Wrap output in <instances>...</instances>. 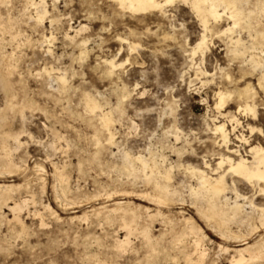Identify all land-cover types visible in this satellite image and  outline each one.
Returning <instances> with one entry per match:
<instances>
[{"label":"rangeland","instance_id":"374dc122","mask_svg":"<svg viewBox=\"0 0 264 264\" xmlns=\"http://www.w3.org/2000/svg\"><path fill=\"white\" fill-rule=\"evenodd\" d=\"M25 1L7 0L5 8L4 6L0 8L4 24L9 23L10 20L13 23L12 27L7 28L8 32L0 30V66L8 67L3 61L4 56L13 57L16 61L9 64L14 73L7 78L10 83L7 92L3 82L0 81V111H5V106L13 103L18 105L17 107H23L24 116L22 120L17 112L9 110L4 115L8 126L3 129L26 132L21 139L24 145L16 153H12V161L19 168L9 174L4 171L2 145L5 142L10 149L14 146L11 141L3 137L0 130V184L20 186L12 193L14 200L27 198L28 192L34 194L36 202H40H37L36 208L29 206L30 213L34 209L41 210V204H49L58 217L46 215L44 221L48 226L40 228L39 220L31 215L29 217L24 211L21 219L27 228V233L22 236L19 226L11 221L12 214L0 203V264H137L129 255L124 260L113 250V240L117 237L123 238L124 234L119 230L117 222L108 224L104 217L109 215L107 210L115 207L114 204L118 201L133 203L134 207L146 206L153 213L160 211L162 215L149 220L142 209L138 211L142 225L152 222L151 237L154 240L152 247L159 248L157 252L155 251V256L152 253L154 258L149 255L147 257L150 248L142 241L135 240L134 250L138 252L140 264H176L177 262V264H185L184 253L179 254L177 262L169 259L178 249L183 252L191 249L190 239L185 238L188 237L186 235L189 229L188 219H193V226L201 229L206 236L204 248L207 250V264H231L230 254L221 253L219 246L234 249L242 247L244 243L250 245L255 242L262 243L264 229L255 216L251 218L241 216L240 221L226 222L221 226L218 220L212 217V213L206 212V199L198 201L192 199L187 191L188 186L190 184L196 186V182L194 179L191 180L185 167L191 165L202 168V163L206 160L214 167L217 154L222 153L216 145H212L215 138L210 132L213 126L212 119L216 115L214 95L218 87L229 92L234 91L228 103V110L235 113L239 104V93L251 83L256 92L254 102L256 101L258 115L255 120L250 115L237 116L245 130L247 125L261 129L262 135L255 132L251 140L258 138L264 141V88L258 87L260 75L249 65L246 66L240 57L228 53L226 40L219 34L228 26L226 18H222L223 21L221 20L208 37L209 51L205 57L204 67L210 74H214V83L202 87L199 82H195L189 86L194 72L190 69L188 54L202 32L195 17L187 8L169 7L166 17L158 14L134 17L120 13L107 0H58L54 12L52 0H47L51 14L62 15L65 19L60 26L61 30L55 31L48 21L43 28L33 29L32 22L28 18L35 16L34 11L32 8L23 11ZM257 1L251 0L247 6L252 8ZM79 23L88 27L84 36L90 39L89 53L83 61L79 59V51L73 46L66 45L63 39L64 31H68L71 25L78 26ZM51 34L54 40L50 44L43 43L42 36L49 38ZM16 35V40L12 42V36ZM241 36L244 40H248L245 31H242ZM120 37L136 43L138 49L130 53L127 45L124 46L118 40ZM186 41L188 44H185ZM258 41L264 43V37H259ZM49 48L52 55L47 54ZM114 56H117L119 62H124L126 59H130V62L117 70L112 78H108L109 76L104 74L103 68L98 63L100 59ZM199 59L197 55L195 61L199 63ZM45 65L48 68L54 66L55 72L58 68L70 70L68 85L72 89L66 96L59 97L53 94L49 85L42 83V80L36 76ZM219 68H223L225 72L220 74ZM226 74L232 78H226ZM136 85L139 87L134 91ZM121 88L129 91L131 97L119 106L120 110H117L119 113H116L117 122L114 125L117 132L116 142L119 149H125L134 156L146 155L147 149L151 147L167 158L165 163L167 169L171 164L176 168L172 172L173 181L171 180L169 185V189L176 192V197L166 198L168 202L165 203L166 206L154 208L140 201L138 195L145 193L153 195V181L148 184L142 173L121 167L120 157L112 156V153H117L118 147L110 149L106 147L105 133L99 127L98 120L85 113L80 102L82 99L80 92L85 91L98 100L101 99L100 103L104 108L107 109L110 105L116 108L123 97L124 91ZM143 92L145 94L140 98ZM130 120L138 126L136 132L129 130ZM241 131L244 130L237 129V132ZM247 132L246 130L243 134L250 137ZM28 133L32 138L26 136ZM56 133L65 140L55 139ZM176 135L181 138L179 143L175 141ZM233 143L238 145L234 140ZM52 144L57 145L52 148ZM38 165L44 168V172H35L34 166ZM180 165L183 167H179ZM60 167H65L64 173L68 176L70 188V192L66 194L70 204L65 207L56 201L58 194L63 198L62 190L53 177L56 168ZM159 182L163 184V181ZM43 184H45L44 193L41 191ZM237 187L242 195L253 199L256 205L264 206V196L254 195V192L244 184H238ZM108 194L113 195L110 198ZM229 197L232 198L231 201L234 200L232 195ZM100 206L106 207V210L96 218L92 211ZM218 209L221 210L222 205L219 204ZM224 209L229 212L228 208ZM245 209L247 212L250 211ZM204 213H208L211 216L209 218L216 221L212 219L214 222H210V219L203 216ZM83 214H87L88 224L74 218ZM109 216L116 218L111 214ZM100 221L101 226H98ZM238 234L245 242H238L233 238ZM227 237L229 239H226ZM178 241L185 242L181 244ZM164 245L165 249H163ZM168 255L172 257L169 258ZM250 264H264V261Z\"/></svg>","mask_w":264,"mask_h":264},{"label":"bare ground","instance_id":"6f19581e","mask_svg":"<svg viewBox=\"0 0 264 264\" xmlns=\"http://www.w3.org/2000/svg\"><path fill=\"white\" fill-rule=\"evenodd\" d=\"M107 1L109 3H112L120 13H123V14L127 13L131 16H134V17L135 16L149 15V14H158L160 16L166 17V16H168L167 15V13H168L167 8L174 7V6L185 7L190 11L192 16L195 17V20L198 22L199 26L201 27L202 34L199 35L198 41L196 42L195 46L191 48L190 53L188 54V56L190 57V60L188 59L190 61L189 62L190 63V69H192L194 72V77L190 78L189 86L194 84L195 82H199L202 87L208 86V85L214 83V75L210 74L207 71V69L204 67L205 57H206L207 52L209 51V44H208L209 38L208 37L214 31V28L221 22L222 18L225 17L226 20L228 21V26L225 29L221 30L219 32V34L221 36H224V38L226 40V45L228 47V49H227L228 53L237 57V58L240 57L243 60V63L246 64V66L249 65V67L254 72H256V73L258 72L260 75L258 87H260L262 89L264 88V84H262V81H264V43H261L262 42L261 38H260L261 42L258 41L259 37H264V30H263V27H264V0H258L256 2L255 6L252 8L248 7L249 6L248 3L251 0L250 1L249 0H215V2L217 4L231 3V4L237 5V7L235 8V14L237 16V20L235 21V23L238 24L239 27H232V22H230L229 17L233 16V10L229 9L227 12V15L221 16L219 19H213L211 21L206 33H205V28H204L203 24L201 23L199 16L197 15V12L192 7L189 6V4L192 2V0H189L188 3H185V0H174V3L171 6H168L166 4V0H151V3H149V0H107ZM212 2H213V0H209V4H211ZM6 3H7V0H0V8H2V6H4ZM56 3H58V0H52L53 12L56 11V9H57ZM121 3L125 4V7H121L120 6ZM8 4H11V3H8ZM152 4L164 5V7H153ZM5 6H4V8H5ZM7 8H8V6L6 7V9ZM30 8L33 9L34 15H35L34 17L29 16V18H28V20L32 22L31 27L33 29H36L38 27L43 28L46 21H48L50 24V27L53 28L55 31L61 30L60 26H62V21L65 19L63 18L62 15L51 14L50 10L48 9L47 0H26L23 11L26 12ZM23 11H21V12H23ZM204 11H207V10H202L201 15L204 14ZM218 11L222 12L223 9H218ZM89 15H91V14H89ZM10 21H9V23L5 22L6 24H4L1 9H0V30H7V32H8L9 30L7 28L9 26L12 27V24H13ZM87 30H88V27L86 25H82L79 23L78 26H76V27H73L72 25L69 26L68 31H64V34H63L64 35L63 39H64L66 45L73 46L74 48H76L79 51L80 61L85 60L87 58L88 53H89L88 43L90 42V39L87 38L86 36H84V34L86 33ZM242 31L246 32V34L248 35V40H244L242 38V36H241ZM9 33H11V32H9ZM16 34H17V32H16ZM16 38H17V35L12 36L11 41L13 42L14 40H16ZM120 38L118 40L122 44H124V46L127 45L126 47L130 53H132L133 51H136L138 49V45H136V43L135 44L131 43L129 41V39H127V38L126 39H122V38L120 39ZM202 39H206L205 47L197 48V45L200 44V41ZM53 40H54V37H52V34L50 35L49 38H47L44 35L42 36L43 43L47 42L48 44H50ZM185 44H188V41H186ZM47 54L52 55V51L50 50V48L47 50ZM197 55H199V57H200L199 63L195 61V57ZM116 57L117 56H114L112 58H103V59L99 60L98 65L101 68H103L102 70H104L105 75L109 76L108 78H110V77L112 78V76L115 74V72L122 68V67H119V65L124 66L126 63L130 62V59H126L124 62H119L116 59ZM3 61L6 63L5 65H7L8 67L5 68L3 65H2L3 67L0 66V67H2L0 69V81L3 82L2 84L4 85V88L7 92V90L9 89L8 85L10 84L8 82L7 78L14 73L13 69H11L9 67V66H11L9 64L12 61H15V59L13 57L4 56ZM135 61L136 60H134V63H135ZM113 62L117 65V67H115V68L113 67ZM3 63H1V64H3ZM49 67L50 68L46 67V65H45V67L42 70H40L39 73H36V76H38L42 80V83H46L47 85H49L50 89L53 91V94L59 95V97L62 95L66 96V94L72 89L68 85L69 84L68 83V79H69L68 72L70 70H67V68H58L55 72L54 66L53 67L49 66ZM220 69H223V68H219V71H220ZM92 71H94V70H92ZM224 72H225V70L223 69V72L220 71V74H222ZM105 78H107V77H105ZM226 78L229 79L227 74H226ZM240 79H238V80H240ZM215 80H216V78H215ZM9 81H10V79H9ZM233 82L235 83V81H233ZM247 83H249V82H247ZM52 84H54V85L52 86ZM235 84H238V83H235ZM250 84H248L245 87L243 92L239 93V96H238L239 104H238V107H237L235 113H233V112L231 113L228 110V103H229L230 99L232 98V92L234 93V91L229 92L226 89H223L222 87H218V90L215 92V95H214L215 96L214 112H216V115L212 119L213 126L210 129V132H211V135L215 138L214 144H212V145H216L217 148L222 150V153L217 152L218 157L215 159L216 163H215L214 167L211 166L209 164V162L206 160V161H204V163H202V165H203V166H201L202 168H200V166L197 167V166L187 165L185 167V171L190 175V177L192 178L191 180L194 179V181L196 182V186H191V184L188 186L187 191H189V196L192 199H195L197 201L206 199V208H207L206 212L208 211L209 213H212V217L215 218L216 220H218L219 225L222 226L226 222H238V221H240L241 216L242 217L244 216L245 218H251V217L255 216L257 218L258 222L260 223L259 225L262 226L264 229V206L256 205L255 202L253 201V199H251L250 197H247V199H244V197H246V196L242 195L239 192L238 187H237L238 184H244L254 192V195L264 196V181H261L260 179L256 178V177H259L262 172H264V141L259 140L258 138L255 140H251L253 133L258 132L260 135H262V132H261V129H257L254 126L247 125L246 130L249 132L250 137L244 135L243 132L245 133L246 130L244 129V127H242V123L240 122L239 117H238L241 114L250 115L255 120L257 115H258L257 107L255 105L256 101L254 102V100H256L255 99L256 92H255L253 86H251ZM137 88L138 87L136 85L134 91H136ZM122 90L124 91L123 97H122L121 102L118 104V106L117 107L115 106L116 108H114L110 105L107 109L104 108L102 103H100L101 99L98 100L92 94L87 93L85 91L80 92V95L82 97L80 102L83 106L84 112L89 114L92 118H95L98 120L97 122H99V124H100L99 127H101V130L105 133L104 143H105L106 147L109 149L112 147H115V146L118 147V143L116 142V138H115L117 132L114 129V125L117 122L116 115L119 113V111L117 113V110L118 109L120 110L119 106L123 102H125L126 99L131 97V93L129 91H126L125 88H123ZM236 92H238V91H236ZM144 94H145L144 92L141 93L140 98H142V96ZM263 95H264V93H263ZM99 96L100 95H98V98H99ZM221 96L224 97V101H223L222 107L218 108L217 105L220 104V102H221L220 101ZM120 99H121V95H120ZM205 105H207V104H205ZM17 106L13 103H10V104H7V106H5V109H4L5 111H2L3 113L0 111L1 112V114H0V130H2L3 137L7 141H11L13 143V146H14L13 149H10L8 147V145L3 141L4 144L2 145V148L4 151L3 152L4 153V156H3L4 171L6 173H9V174L13 173L14 171H17L19 168L12 161V153L13 152L16 153L24 145L21 142V139H22L23 135L26 133L23 130L19 131V132H13L11 129H3V127L8 126V122H7V120H5L4 115L9 110L17 112L21 116L22 120L24 119L23 118L24 117L23 116V107L22 106L17 107ZM166 110H164V111H166ZM263 118H264V115H263ZM219 119L222 121H218ZM137 127L138 126L130 120L129 130L131 132H136ZM220 127H223V129H224L223 132H217V128H220ZM7 128H10V127H7ZM238 128L239 129L241 128L244 131L237 132ZM233 129H235V131H233ZM225 135H227L228 141H229V143H227V144H225V141H224ZM26 136H28L29 138H32L29 133ZM232 137H234V139H232ZM1 138H2V136H1ZM54 138L59 140V139H62V136L56 133ZM180 139L181 138H179V136L176 135L175 141L179 143ZM62 140H65V139L63 138ZM233 140L236 141V143H238V145L233 143ZM109 141H111V142H109ZM184 141H185V139H184ZM182 144H184V143H182ZM55 145H57V144H55ZM55 145L52 144L51 147L54 148ZM68 145H69V143H68ZM173 150H175V149H173ZM145 154L146 155L139 154V155L134 156V155H131L129 152H127L125 149H119V147H118L117 153L116 154L112 153V156L117 155L120 157L121 167L123 169L130 170V171H133L135 173H138V172L142 173V175L144 176V180L148 184H150L153 181V192H152L153 195H151L149 193H145V194L138 195V196L136 194V196L140 198V201L142 203L146 202L151 207L152 206H154V208H155V206L161 207V206H164L165 203L167 202L166 198H168L170 196H175V194H176V192L174 190L169 189V185H170V182L172 180V172L176 168L174 166H171L172 165L171 164L170 168L167 169L165 166L167 158L164 157L163 155H160L161 153L159 154L157 152V150H154L151 147H149L147 149ZM180 154H182V153L180 152ZM211 154H213V153L211 152ZM221 158H224L228 161H233L234 163L230 164V165H225V167L221 171H217V169L220 167L219 161ZM241 160H243L246 164L254 166L255 172L252 174L253 175L252 182H249V180L245 179L243 176H239V175H236L235 173H231L228 171L229 167H236L237 165H240ZM179 167H183V166L180 165ZM64 169H65V167H60L59 169L56 168L55 175L53 176L56 184H58L60 186V188H61L60 190H62L61 194L63 196V198H61L60 197L61 195L59 196V194H58L56 201L58 203H60L63 207L69 206V204H70L68 201V198L66 196V194L70 192V188L68 186V176L65 175L66 173H64ZM34 170L36 173L44 172V168L42 166H39V165L34 166ZM159 181H161V182L163 181V184H161ZM220 181H222V187L219 186ZM195 182H194V184H195ZM141 184H143V183H141ZM130 185H131V183H130ZM44 186H45V184L41 185L42 193L45 192ZM19 188H20V186H16V185H12V184H7V185H6V183L0 184V203L4 207H7L8 210L10 211V213L12 214L13 218L11 221H12V223L14 222V225L16 224L19 226L20 235L23 236V234L27 233V228L23 222V219H21V216H22L21 214L24 211H26V214L29 217L31 215L34 218L39 220V227L40 228H45L46 226H48L45 224L46 221H44V218L46 215H50L51 217L53 216L56 218L58 217V215H56L55 211H53V209L50 207L49 204H45V205L41 204V210L42 211L34 209V211L32 213H30V211H29L30 207L29 206H33L34 208L38 207V206H36L38 201L36 202V200H35L36 197L31 192H28L29 196L27 198L22 197L18 200H14L12 193L14 191H17ZM136 188H138V186ZM139 188H142V187H139ZM148 189H150V188H148ZM125 194H128V193H125ZM132 194H134V193H132ZM138 194H140V193H138ZM112 195L113 194H108L107 196L111 198ZM229 195H232L234 197L233 201H231L232 198H230ZM120 196H121V194H120ZM240 202H242V204H240ZM126 203L119 202V201L116 202L114 204L115 207H112V209L110 208L109 211L107 210V213H109V215L110 214L114 215L116 218L113 219L108 215V216L104 217V219L106 220V222L108 224H113L114 222H117L119 225V230L121 232H123V234H124L123 238L117 237L113 240V250L121 258L124 259L126 256L129 255L130 259L132 261L137 262V264H140L141 260H140V257L138 255V252L134 250V244H135L134 241L135 240L139 241V242L142 241V243L145 244L146 247L150 248L149 249L150 254L148 253L146 255L147 257L149 255V257L154 258V256L156 255L155 251L159 250V248L156 249V248L152 247V245H153L152 242L154 241V240H152V237H151V230H152L151 229V223L152 222H150L149 224L142 225V222H141L142 218L138 214V211L140 209H142L149 220H152L153 218H155L158 215H160V217H161L162 215H161L160 211H156V213H153V211H151V209L149 207H146V206L145 207H142V206H137V207L135 206L134 207L133 203H127V204ZM171 203H173V202H171ZM8 204H12V205L9 206ZM219 204H220V206L222 205L221 210L218 209ZM203 205H201V208L203 207ZM225 207L229 209V212L225 211V209H224ZM245 208L249 209L250 211L247 212ZM104 210H106V207L100 206V208L93 210L92 213L96 216V218H99L100 215L102 213H104L103 212ZM154 210H156V209H154ZM203 216L206 217L208 220L210 219L209 217H211L210 215H208V213H204ZM74 218H76L80 221L86 222L88 224L87 214H83V216L74 217ZM212 219H210L209 221L211 222L214 220V219L213 220ZM71 220H73V218ZM208 220H207V222H208ZM216 220H214V221H216ZM144 222H146V221H144ZM187 224L189 225V227H188L189 229H188V232L186 234L188 237L185 236V238L190 239L191 249L190 250L186 249L185 252H183V250L180 251V249H178L177 251L175 250L176 252L174 254L172 253L173 257L171 255H168L169 258L172 257L169 260L172 262H177L179 254L184 253L185 264H207L206 263L207 250L204 248L205 247L204 246V240L206 239V236L204 235V233L202 232L201 229L193 226V219H188ZM208 224H209V222H208ZM98 226H101V221L98 222ZM184 227H185V224H184ZM216 227H217V225H216ZM242 227H243V225H242ZM255 227H258V226H255ZM167 229H168V227H167ZM176 230H175V232H176ZM170 233H168V234L170 235ZM231 233H229V234H231ZM174 235H176V234H174ZM166 237H167V235H166ZM233 238L235 240H237L238 242H245V240H243V238L241 236H239V234L234 235ZM170 239H171V237H170ZM226 239H229V238L227 237ZM231 239H232V237H231ZM184 240H186V239H184ZM178 242H180V241H178ZM184 242L185 241H183L182 243H184ZM187 242H188V240H187ZM158 244H160V243H158ZM137 246H139V245H137ZM163 249H165V245H164ZM169 249H170V247H169ZM160 251H163V250H160ZM178 251H180V252L178 253ZM219 251L221 253H224V254H230V256H231L230 263L231 264H250V263H258V262L262 263V261H264V240L262 241V243H259V242L256 243L255 242V244H253V245H250L248 243H244L242 245V247H238V248L236 247L234 249L219 246ZM165 252H167V251H165ZM152 253L154 254V256H152ZM157 255H159V254H157ZM168 257H166V258H168ZM182 258H184V257H182ZM158 260H159V258H158ZM179 260H182V259L179 258ZM154 262H156V260Z\"/></svg>","mask_w":264,"mask_h":264},{"label":"snow or ice","instance_id":"6c2138e0","mask_svg":"<svg viewBox=\"0 0 264 264\" xmlns=\"http://www.w3.org/2000/svg\"><path fill=\"white\" fill-rule=\"evenodd\" d=\"M189 0H185V3H188ZM149 3H151V0H149ZM174 3V0H166V4L168 6H171ZM121 7H125V4L121 3ZM153 7H164V5H157L152 4ZM190 7H192L199 16L201 23L203 24L205 28V33L207 32V29L213 19H219L221 16L227 15V12L229 9L233 10V16L229 17L230 22H232V27H239L238 24L235 23L237 20V16L235 14V8L237 5L231 4V3H220L217 4L215 0L211 4H209V0H192V2L189 4ZM218 9H223V11H218ZM202 10L204 11V14L201 15ZM206 45V39H202L200 41V44L197 45V48H203ZM113 67H117V65L113 62ZM119 67H123V65H119ZM221 72H223V69H220ZM214 75V74H213ZM231 79V77H229ZM262 84H264V81H262ZM139 87V85H137ZM220 104L217 105V107H222L224 97H220ZM223 127L217 128V132H223ZM235 131V129H233ZM225 144L229 143L227 135L224 137ZM111 142V141H109ZM233 161H228L224 158H221L219 161L220 167L217 169V171H221L225 165L233 164ZM228 171L231 173H235L236 175L243 176L245 179L249 180V182H252L253 179V173L255 172V168L252 165L246 164L243 160H241L240 165H237L236 167H229ZM260 179L261 181H264V172L261 173L259 177H256ZM219 186L222 187V181L219 182ZM244 199H247V197H244Z\"/></svg>","mask_w":264,"mask_h":264}]
</instances>
